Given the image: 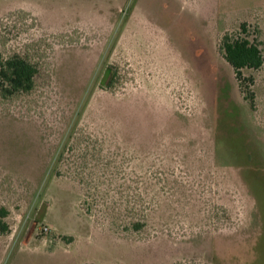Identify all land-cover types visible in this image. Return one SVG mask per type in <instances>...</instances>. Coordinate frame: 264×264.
Here are the masks:
<instances>
[{
	"label": "rangeland",
	"instance_id": "1",
	"mask_svg": "<svg viewBox=\"0 0 264 264\" xmlns=\"http://www.w3.org/2000/svg\"><path fill=\"white\" fill-rule=\"evenodd\" d=\"M243 23L264 56V0H0V52L39 68L0 95V264H264V64L243 92L220 49ZM71 134L143 176L142 231L51 172Z\"/></svg>",
	"mask_w": 264,
	"mask_h": 264
},
{
	"label": "trees",
	"instance_id": "2",
	"mask_svg": "<svg viewBox=\"0 0 264 264\" xmlns=\"http://www.w3.org/2000/svg\"><path fill=\"white\" fill-rule=\"evenodd\" d=\"M240 32V36L225 34L220 49L244 92L243 70L260 69L264 56L258 40L250 39L246 23L241 25ZM38 72V65L29 58L19 53L5 57L0 52V95L10 98L30 93L35 88ZM117 73L108 71L111 87ZM248 81L253 85L252 77ZM99 141L89 136L75 138L71 134L57 149L51 172L58 177H70L83 187L82 207L87 215L97 212L111 218L123 231L140 232L147 226L152 203V197L140 187L144 178L131 171L132 161L120 160L115 153L105 152ZM2 213L5 217L6 212L2 210ZM0 229L7 230L1 221Z\"/></svg>",
	"mask_w": 264,
	"mask_h": 264
}]
</instances>
